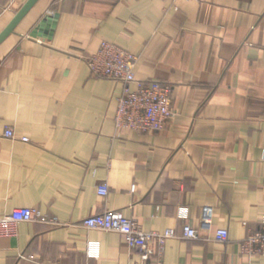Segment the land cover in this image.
I'll list each match as a JSON object with an SVG mask.
<instances>
[{
  "label": "crops",
  "instance_id": "crops-1",
  "mask_svg": "<svg viewBox=\"0 0 264 264\" xmlns=\"http://www.w3.org/2000/svg\"><path fill=\"white\" fill-rule=\"evenodd\" d=\"M26 1L0 0V33ZM102 41L172 86L165 128L115 126L123 84L86 63ZM19 207L40 218L0 233V264H154L82 225L107 210L171 230L161 264H264L240 253L264 217V0H36L0 43V214Z\"/></svg>",
  "mask_w": 264,
  "mask_h": 264
},
{
  "label": "built area",
  "instance_id": "built-area-1",
  "mask_svg": "<svg viewBox=\"0 0 264 264\" xmlns=\"http://www.w3.org/2000/svg\"><path fill=\"white\" fill-rule=\"evenodd\" d=\"M137 55L122 49L114 43L102 41L98 49L87 57L86 63L93 76L107 78L121 82L122 89L115 96L116 110L114 115L115 126L118 129H129L138 132L159 131L165 128L173 116L172 86L159 80L149 79L137 81L135 79V65ZM4 136L14 138L12 130L7 128ZM27 141L26 137L21 138ZM97 194L106 196L108 186L99 184ZM212 207L204 206L201 210V220L212 222ZM180 217L186 218L185 209L180 211ZM40 218L39 212L33 207H19L9 214H0V233L10 235L19 222H30ZM89 229L118 232L124 242L141 252L140 261L161 264L164 242L173 236L171 230L164 232L144 231L140 223L127 218L120 210H107L93 214L81 221ZM262 228L250 231L240 243V253L249 257L264 256V217L261 219ZM52 224H56L55 219ZM197 230L185 223L182 227V237L197 238ZM214 239L224 241L228 238V231L218 228L214 232ZM155 247V250L153 249ZM95 242L88 244L90 253H97Z\"/></svg>",
  "mask_w": 264,
  "mask_h": 264
},
{
  "label": "water",
  "instance_id": "water-1",
  "mask_svg": "<svg viewBox=\"0 0 264 264\" xmlns=\"http://www.w3.org/2000/svg\"><path fill=\"white\" fill-rule=\"evenodd\" d=\"M36 2V0H27L24 5L20 8V10L14 15L9 24L4 28V30L0 33V43L8 36L20 19L26 14V12L30 9V7Z\"/></svg>",
  "mask_w": 264,
  "mask_h": 264
}]
</instances>
